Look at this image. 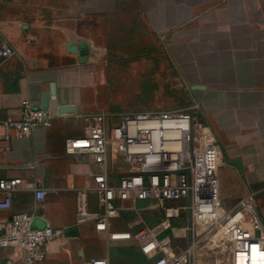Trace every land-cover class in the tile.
<instances>
[{"label": "crops", "instance_id": "1", "mask_svg": "<svg viewBox=\"0 0 264 264\" xmlns=\"http://www.w3.org/2000/svg\"><path fill=\"white\" fill-rule=\"evenodd\" d=\"M142 37L156 44L149 55L154 60L162 50L183 92L188 106L178 110L192 113L218 142L220 204L230 210L255 194L264 228V0H0V45L14 50L0 65V120L18 118L23 100L42 108L44 96L53 116L50 128L9 132L7 150L0 143V180L22 182L0 221L33 213L34 227L63 232L36 264H87L92 258L150 264L135 242L110 241L91 222H76V191L92 188L100 168L89 156L64 149L67 139L84 134L79 115L116 113L111 71L100 58L119 49L116 42L129 48ZM80 41L90 43L85 62L67 51ZM225 157L239 159L244 176ZM37 187L45 192L41 201ZM88 202L96 210L92 194ZM134 220L122 215L111 228L129 231ZM70 231L75 235L67 236ZM22 261L19 249L0 248V264Z\"/></svg>", "mask_w": 264, "mask_h": 264}, {"label": "built area", "instance_id": "2", "mask_svg": "<svg viewBox=\"0 0 264 264\" xmlns=\"http://www.w3.org/2000/svg\"><path fill=\"white\" fill-rule=\"evenodd\" d=\"M14 55L0 45V65ZM84 134L67 139L68 155H87L100 170L90 189L76 191L78 224H93L110 241H132L150 264H245L253 247L264 258V228L251 195L233 210L219 201L218 169L221 153L210 128L183 110L100 112L82 114ZM50 110L23 100L19 117L0 120V143L8 149L9 132L27 135L35 128H50ZM20 178L0 180V212L12 206ZM35 198L45 192L37 187ZM96 210H89L88 196ZM134 217L129 231L112 230L122 215ZM187 216L189 223L172 222ZM156 217V224L147 218ZM162 220L159 221V218ZM33 213H15L0 221V248H17L21 264L44 261V248L63 232L33 226ZM256 232L259 233L256 236ZM240 260H242L240 262ZM87 264H109L92 258Z\"/></svg>", "mask_w": 264, "mask_h": 264}, {"label": "rangeland", "instance_id": "3", "mask_svg": "<svg viewBox=\"0 0 264 264\" xmlns=\"http://www.w3.org/2000/svg\"><path fill=\"white\" fill-rule=\"evenodd\" d=\"M116 43L119 49H115L113 54L109 51L106 57H101L99 60L111 71L108 73L113 87L111 97L116 104L114 109L116 113L170 111L188 106L182 90L171 80L170 69L162 50L160 54L157 53L155 60L153 56H149L152 49H157L152 47L154 42L151 39L147 37L137 39L129 43L131 44L129 48H126L128 44L125 41ZM221 183L227 186L225 174L221 176ZM249 195L254 200L255 194L250 193H247L241 200L248 198ZM254 204L256 206L255 200ZM233 209L234 207L230 210ZM155 218H150L154 222H150L149 219H146V222L154 225L157 223ZM188 223L187 216H184L181 220H176L171 224L180 227ZM131 263H133L131 258H123L121 264Z\"/></svg>", "mask_w": 264, "mask_h": 264}, {"label": "water", "instance_id": "4", "mask_svg": "<svg viewBox=\"0 0 264 264\" xmlns=\"http://www.w3.org/2000/svg\"><path fill=\"white\" fill-rule=\"evenodd\" d=\"M90 46V43L87 41H80L79 44L77 46H72V45H68L67 46V51L71 54H75L78 55V61L79 62H85L86 61V57L88 55V47ZM48 96H44L43 97V101H42V108L48 109ZM227 163L231 166H233L234 168L237 169V171L241 174V176H244V171L242 168V163L239 159H234V160H229L227 157H225ZM67 236H74L75 232L74 231H70L68 233H66ZM259 233L256 232V236H258Z\"/></svg>", "mask_w": 264, "mask_h": 264}, {"label": "bare ground", "instance_id": "5", "mask_svg": "<svg viewBox=\"0 0 264 264\" xmlns=\"http://www.w3.org/2000/svg\"><path fill=\"white\" fill-rule=\"evenodd\" d=\"M262 256L263 255L261 251L258 248L253 247L251 250V254L247 256V261L245 262V264H264V258ZM241 261L242 260H240V262Z\"/></svg>", "mask_w": 264, "mask_h": 264}, {"label": "trees", "instance_id": "6", "mask_svg": "<svg viewBox=\"0 0 264 264\" xmlns=\"http://www.w3.org/2000/svg\"><path fill=\"white\" fill-rule=\"evenodd\" d=\"M162 220V217L159 218V221Z\"/></svg>", "mask_w": 264, "mask_h": 264}]
</instances>
